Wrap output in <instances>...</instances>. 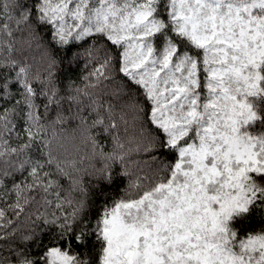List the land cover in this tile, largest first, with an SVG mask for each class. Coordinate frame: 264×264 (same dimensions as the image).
<instances>
[{
    "label": "snow or ice",
    "instance_id": "6c2138e0",
    "mask_svg": "<svg viewBox=\"0 0 264 264\" xmlns=\"http://www.w3.org/2000/svg\"><path fill=\"white\" fill-rule=\"evenodd\" d=\"M0 264H264V0H0Z\"/></svg>",
    "mask_w": 264,
    "mask_h": 264
},
{
    "label": "trees",
    "instance_id": "16d2710c",
    "mask_svg": "<svg viewBox=\"0 0 264 264\" xmlns=\"http://www.w3.org/2000/svg\"><path fill=\"white\" fill-rule=\"evenodd\" d=\"M29 54L39 59L41 50L33 48ZM84 63H85V58L81 57V61L79 64L73 66L71 69H65L64 71L61 72V76L65 78V81L67 78H71V79L76 80L78 84H81V86H83L84 82L80 80V76L82 75L83 72L90 70V67H91V65H89V68H85ZM65 86H66V82H65ZM65 127L71 128V127H74V125L67 124L65 125ZM94 198L95 197H93V199Z\"/></svg>",
    "mask_w": 264,
    "mask_h": 264
}]
</instances>
